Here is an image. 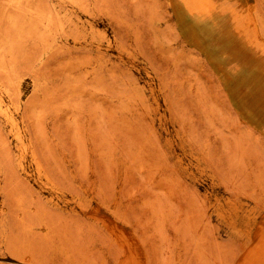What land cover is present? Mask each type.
<instances>
[{
  "label": "rangeland",
  "instance_id": "374dc122",
  "mask_svg": "<svg viewBox=\"0 0 264 264\" xmlns=\"http://www.w3.org/2000/svg\"><path fill=\"white\" fill-rule=\"evenodd\" d=\"M263 49L264 0H0V264H264Z\"/></svg>",
  "mask_w": 264,
  "mask_h": 264
},
{
  "label": "bare ground",
  "instance_id": "6f19581e",
  "mask_svg": "<svg viewBox=\"0 0 264 264\" xmlns=\"http://www.w3.org/2000/svg\"><path fill=\"white\" fill-rule=\"evenodd\" d=\"M207 3H208V2H207ZM175 4H176V3H175ZM191 11H192V10H191ZM233 12H234V11H233ZM233 12H232V13H233ZM247 12H248V11H247ZM185 13H186V12H185ZM185 16H186V15H185ZM237 16H238V15H237ZM249 17H251L250 14H249ZM233 18H235V17H233ZM246 18H247V17H246ZM214 20H215V19H214ZM253 20H254V19H253ZM188 21H189V20H188ZM243 21H244V20H243ZM246 21H247V20H246ZM246 21H245V22H246ZM247 24H248V23H247ZM193 25H194V24H193ZM249 26H250V25H249ZM198 27H199V26H198ZM202 27H203V29H204V26H202ZM237 27H238V26H237ZM250 27H252V25H251ZM193 28H194V27H193ZM199 29H200V28H199ZM249 29H250V28H249ZM252 30H253V29H252ZM243 31H244V30H243ZM206 32H207V31H206ZM235 32H236V31H235ZM237 32H238V31H237ZM254 32L256 33L255 30H254ZM254 32H253V34H254ZM211 34H212V33H211ZM256 35H257V34H256ZM212 37H213V36H212ZM225 37H226V36H225ZM229 37H230V36H229ZM214 38H215V37H214ZM259 38H260V37H259ZM231 39H232V38H231ZM211 40H212V39H211ZM256 40H257V39H256ZM229 41H230V40H228V42H229ZM233 41H234V40H233ZM233 41H232V43H233ZM230 42H231V41H230ZM230 42H229V43H230ZM234 42H235V41H234ZM217 44H218V43H217ZM230 44H231V43H230ZM218 45H219V44H218ZM243 45H244V44H243ZM237 47H239V46H237ZM223 48H224V47H223ZM227 48H228V47H227ZM239 48H240V47H239ZM224 50H225V49H224ZM237 50H238V49H237ZM242 50H243V49H242ZM263 50H264V49H263ZM244 51H245V50H244ZM230 52H231V51H230ZM239 52H240V51H239ZM244 53H245V52H244ZM247 53H248V52H247ZM260 54H261V53H260ZM249 55H250V54H249ZM235 56H236V55H235ZM238 56H239V55H238ZM238 56H237V57H238ZM249 57H250V56H249ZM236 60H237V59H236ZM241 60H242V59H241ZM263 69H264V68H263ZM260 77H261V76H260ZM263 78H264V77H263ZM260 81H261V80H260ZM257 82H258V81H257ZM5 111H6V110H5ZM263 243H264V240H263ZM263 243H262V244H263ZM262 244H261V245H262ZM259 245H260V244H259ZM263 252H264V250H263ZM262 256H263V255H262ZM261 258H262V257H261ZM256 260H257V259H256ZM258 260H259V259H258ZM262 260H263V259H262ZM253 261H255V260H253ZM257 262H258V261H257ZM254 264H255V263H254ZM257 264H258V263H257Z\"/></svg>",
  "mask_w": 264,
  "mask_h": 264
}]
</instances>
